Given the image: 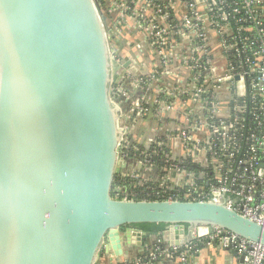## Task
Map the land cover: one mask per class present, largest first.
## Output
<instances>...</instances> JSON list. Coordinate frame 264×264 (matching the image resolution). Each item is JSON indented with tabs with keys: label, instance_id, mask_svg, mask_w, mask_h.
I'll use <instances>...</instances> for the list:
<instances>
[{
	"label": "water",
	"instance_id": "95a60500",
	"mask_svg": "<svg viewBox=\"0 0 264 264\" xmlns=\"http://www.w3.org/2000/svg\"><path fill=\"white\" fill-rule=\"evenodd\" d=\"M110 30L96 0H0V264H96L147 241L140 223L168 224L171 246L203 227L264 246V225L227 193L115 197L117 172L139 169L121 146Z\"/></svg>",
	"mask_w": 264,
	"mask_h": 264
},
{
	"label": "built area",
	"instance_id": "2783aa9c",
	"mask_svg": "<svg viewBox=\"0 0 264 264\" xmlns=\"http://www.w3.org/2000/svg\"><path fill=\"white\" fill-rule=\"evenodd\" d=\"M106 9L112 15L109 35L121 28L131 14L142 20L143 13L151 11L147 22L148 37L155 53L163 58L170 56L171 41L189 40V52L185 55L191 66L189 88L179 91L180 95H192L207 111L204 125L208 138H195L186 128H180L178 137L182 140L184 153L181 160L204 153V171L182 170L187 181L182 188L173 191L163 183L148 187L147 195L175 200H207L212 195L228 194V204L236 211L264 225V10L262 0H104ZM183 1L187 13L172 19L171 10ZM207 21L220 35L222 46L228 57L227 76L246 81L249 104L246 101L235 104L229 115L223 116L215 101V90L219 81L211 76V57L208 35L204 23ZM178 44L179 42H176ZM166 62V60H165ZM220 80V79H219ZM212 89L207 101L202 94ZM122 92V87H117ZM247 97V98H248ZM235 102V99H234ZM139 113L144 108L139 105ZM245 116H241L244 115ZM199 122V121H198ZM200 123V122H199ZM123 129V128H122ZM122 147L129 145L127 130L123 129ZM180 160V161H181ZM179 161V162H180ZM177 167L180 164L176 163ZM181 167V166H180ZM182 168V167H181ZM122 174V173H121ZM124 175V174H122ZM135 176L136 175H131ZM142 182V181H141ZM115 197L135 199V192L122 187L114 189ZM202 230L193 232L196 238ZM203 235L210 241H218L226 247H234L242 254L247 264H264V246L239 235L217 229ZM191 242L169 246L162 254L173 256L179 249L190 247ZM146 256V255H145ZM139 257L127 264H148L155 259V253ZM184 259V254L181 253ZM149 257V258H147Z\"/></svg>",
	"mask_w": 264,
	"mask_h": 264
},
{
	"label": "crops",
	"instance_id": "0c3cea01",
	"mask_svg": "<svg viewBox=\"0 0 264 264\" xmlns=\"http://www.w3.org/2000/svg\"><path fill=\"white\" fill-rule=\"evenodd\" d=\"M262 6L264 10V0ZM173 10L175 17L180 20L187 13L188 7L180 1ZM151 14V11L143 13L145 21ZM143 18L140 20L137 14H131L125 24L116 33H112L116 61L123 66L117 85L123 86L124 95L120 99L122 109L126 110L121 113L120 124L121 128L127 130L129 144L139 145L144 154L150 152L158 139H166L170 157L160 165L144 160L136 161L134 166L138 167L139 171L128 167L124 174L136 175L146 184L152 181L160 186L166 182V185L175 191L182 188L187 181L183 168L181 165L177 167L176 164L184 158L181 157L184 146L178 137L179 129L186 128L195 138H208L209 133L204 125L207 111L192 95L179 94V91L189 88L191 83V66L185 57L189 52L187 47L190 41H176L174 36L170 56L165 59L155 53L148 37L147 22ZM204 26L213 59L211 76L219 81V87L215 90V101L222 115L227 116L232 111L235 97L247 98L249 89L246 81L229 79L228 57L220 35L207 21ZM175 41L179 43L176 44ZM139 105L144 108L142 113H139ZM190 158L202 166L205 165L203 152ZM146 159L150 160L149 157ZM201 230V234L190 241V247L179 249L173 256L162 254V249L158 250L159 247L166 249L170 246L169 233L165 231L161 235L151 234L142 245L124 242L123 251L119 254L113 249L105 250L96 264H127L150 253H155L157 257L149 259L148 264H247L242 254L234 247L210 241L203 235L205 229ZM181 253L184 254V259Z\"/></svg>",
	"mask_w": 264,
	"mask_h": 264
},
{
	"label": "trees",
	"instance_id": "16d2710c",
	"mask_svg": "<svg viewBox=\"0 0 264 264\" xmlns=\"http://www.w3.org/2000/svg\"><path fill=\"white\" fill-rule=\"evenodd\" d=\"M99 8L106 14L107 19L109 23H111V17L112 15L109 13V11L106 9V1L104 0H96ZM172 19L175 20L174 10H171ZM213 94V90L210 89L202 94V96L209 101L211 95ZM249 97H235V102L233 101L232 108L237 103H241L242 101H246L249 104ZM246 117V113L244 115ZM166 139H158L150 152L148 154L143 153L142 147L139 145H134V147H127L124 149V156L128 159L132 160H144L152 163H156L158 165L165 163V161H168V158L170 157V148L167 145ZM143 157V158H140ZM146 157H150V160H147ZM176 163V162H175ZM181 165L182 168H185L186 170L195 171L197 174L201 171H204L205 168L202 166V164L194 161L191 158L181 160L180 162H177ZM157 183H153L152 181H148L147 184L141 182V179L139 177L131 176V175H122L120 173H117L114 181H113V188L116 187H122L127 189L128 191L135 192L136 196L133 197L137 200L140 199H166L165 197H159V196H153V195H147L149 189L148 187H157L159 185H156ZM138 227L139 229H142L143 231L148 232L149 234H157L162 231H165L168 228V224L166 223H140L134 225Z\"/></svg>",
	"mask_w": 264,
	"mask_h": 264
},
{
	"label": "rangeland",
	"instance_id": "374dc122",
	"mask_svg": "<svg viewBox=\"0 0 264 264\" xmlns=\"http://www.w3.org/2000/svg\"><path fill=\"white\" fill-rule=\"evenodd\" d=\"M110 45H111V47H114V40H113V38L110 36ZM112 40H113V42H112ZM115 59H116V57H115ZM117 87H118V85H116V84H114L113 86H112V88H111V93H112V98H113V100L115 101V103L121 108V110H122V107H121V99H120V97H123V95H124V92L122 93H118L117 92ZM121 146H122V143H121ZM118 173V172H117ZM165 184H166V182H164ZM203 229H205L204 227H203Z\"/></svg>",
	"mask_w": 264,
	"mask_h": 264
}]
</instances>
